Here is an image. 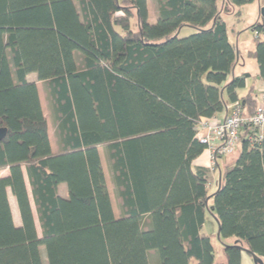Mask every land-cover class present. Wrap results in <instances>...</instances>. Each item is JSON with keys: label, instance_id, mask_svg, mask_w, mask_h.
Wrapping results in <instances>:
<instances>
[{"label": "trees", "instance_id": "16d2710c", "mask_svg": "<svg viewBox=\"0 0 264 264\" xmlns=\"http://www.w3.org/2000/svg\"><path fill=\"white\" fill-rule=\"evenodd\" d=\"M155 1L150 23L148 0H0V126L8 128L0 170L9 169L0 178V264H44L42 246L49 264H242L243 252L264 260V139L252 144L245 124L241 154L213 194L209 170L193 166L207 148L199 122L237 100L245 116L256 112L255 86L238 92L250 74L230 79L238 51L223 19L227 2L255 0ZM187 27L194 32L182 37ZM253 29L248 55L264 79V23ZM31 73L44 83L57 152ZM206 211L217 219L226 263L202 232Z\"/></svg>", "mask_w": 264, "mask_h": 264}, {"label": "rangeland", "instance_id": "374dc122", "mask_svg": "<svg viewBox=\"0 0 264 264\" xmlns=\"http://www.w3.org/2000/svg\"><path fill=\"white\" fill-rule=\"evenodd\" d=\"M224 8L225 10L223 12V19L227 24L229 39L235 46L238 45L239 48L242 50V54L240 55L239 60L234 67V72L238 74L245 70L249 71L253 80L257 77V73H258L257 60L254 58H248L244 56L243 53L246 50L254 49L257 45L256 34H255V30L253 29V26L257 23H264L262 18V9L264 8V0H260V1L255 0L252 3H247L243 5H236L227 2L226 7ZM154 16H155L154 12L152 11L150 16V23H155L158 17V13L156 17ZM133 25L134 28H136L135 20H133ZM119 30L122 31L120 28ZM193 32L194 29L187 27L183 30L181 36L184 37L190 35ZM261 39L264 40V34H261ZM232 75L233 72L230 75V78H232ZM29 78L32 80H37L35 73H31ZM37 85L39 88L43 111L48 120L49 136H50L52 148L55 152H57L59 150L58 138L55 128V123L53 121V117L51 114V107L49 104V100L46 96L44 83L38 81ZM99 153L105 172L106 182L110 193L114 214L116 217H119L120 216L119 200L116 196L115 188L111 178V172L109 169V164L106 155V146L104 145L99 146ZM240 154H241V145L238 144L234 152L226 156L228 158L225 157V159L221 161V165H220L221 169L217 171V177H218L217 183L212 184L213 182H211L212 185L208 186L210 194H213L219 188L218 183L220 179V172L224 170L225 165L227 163L226 160L233 163L239 157ZM66 192H67V187L66 184L63 183L61 184V193L62 195L65 196ZM202 229H203V233L210 235L212 239V242L215 247L216 261L226 263L227 256L223 250V244L220 242V239L218 238L219 225L216 218L210 211H206L205 223ZM224 243L228 245L231 242H229V240L226 239ZM40 250L44 264H49L45 247L42 246ZM151 253H155L156 255H158L157 250H152ZM152 264H157L154 258H152Z\"/></svg>", "mask_w": 264, "mask_h": 264}, {"label": "built area", "instance_id": "2783aa9c", "mask_svg": "<svg viewBox=\"0 0 264 264\" xmlns=\"http://www.w3.org/2000/svg\"><path fill=\"white\" fill-rule=\"evenodd\" d=\"M257 95L259 103L253 116H245L242 104L237 100L231 103L230 113L224 119L213 117L199 122L196 137L207 146L213 166L218 164L220 158L234 152L245 124L251 126L248 140L252 144L264 139V79Z\"/></svg>", "mask_w": 264, "mask_h": 264}, {"label": "crops", "instance_id": "0c3cea01", "mask_svg": "<svg viewBox=\"0 0 264 264\" xmlns=\"http://www.w3.org/2000/svg\"><path fill=\"white\" fill-rule=\"evenodd\" d=\"M224 7H225V5H224ZM148 8H149V20H150V16H151V12L152 11L154 12V15H155L154 17H156L157 13H158L156 1L155 0H148ZM236 48H237V51H238V60H239V57L242 54V50L239 48L238 45L236 46ZM255 48L254 49H250V50H246L243 53L244 56H246L248 58H252L248 54H249V52L254 51ZM238 60H237V62H238ZM257 71H258L257 77L252 80V77H251V74H250L249 71L245 70V71H242L241 73L237 74V73L234 72V69H233V75L232 76L240 75V74H243V73H249L250 74V76L246 80L245 88L240 89L238 91L241 96L245 95L249 91L251 86H255V89L257 90V93H258V91H259V89H260V87L262 85V79L259 76V65H257ZM29 77H30V74L28 75V79L31 80V81H36V83L38 84V80H32ZM230 105L231 104H229L228 107L224 111H222V112H220L219 114L216 115V118L218 120L224 119L230 113ZM226 158H228V157H226ZM223 159H225V157L220 158L218 160V164L213 166L209 150H207V148H206L204 150V152L193 161V166L194 167H205V168H207L209 170V175H208L209 183H208V186L217 183V179H218L217 171L219 169H221L220 165H221V161ZM226 162L227 163H226L225 167L230 165V164H232L228 160H226ZM23 171H24V177H25V181H26V185H27V189H28V193H29V198H30V203H31V207H32V212H33L34 219H35V222H36L37 231H38L39 236H41V226H40V222H39V218H38V213H37V209H36V206H35V203H34V199H33V196H32V191H31L29 179H28L27 172H26V167H24V166H23ZM8 175H9V169L0 170V178L8 176ZM220 178H221V172H220ZM211 182H213V183L211 184ZM219 183H220V179H219ZM7 193H8V200H9V203H10V207H11V212H12V217H13L14 223L17 226H20V225H22V219H21L20 210H19V207H18V203H17L16 197L14 196V194L12 193V190L10 188L7 189ZM59 194L61 196H64L61 193V184L59 185ZM202 232H203V229H202ZM228 240H229V242H232L233 239H228ZM242 264H255V263H254V260H253L252 256L249 253L243 252L242 253Z\"/></svg>", "mask_w": 264, "mask_h": 264}, {"label": "water", "instance_id": "95a60500", "mask_svg": "<svg viewBox=\"0 0 264 264\" xmlns=\"http://www.w3.org/2000/svg\"><path fill=\"white\" fill-rule=\"evenodd\" d=\"M262 14H264V8L262 9ZM7 133H8V128L5 126H0V142H2L6 138ZM218 238L220 239V229L218 231ZM249 254L252 256L255 264H264V260L260 256L254 253H249Z\"/></svg>", "mask_w": 264, "mask_h": 264}]
</instances>
